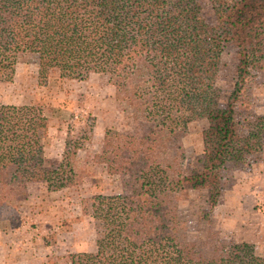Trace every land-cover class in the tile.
<instances>
[{"label": "trees", "instance_id": "1", "mask_svg": "<svg viewBox=\"0 0 264 264\" xmlns=\"http://www.w3.org/2000/svg\"><path fill=\"white\" fill-rule=\"evenodd\" d=\"M209 2L212 27L198 0H0V82L12 81L19 58L34 54L45 77L105 75L116 99L133 109V131L107 129L94 161L110 175L129 177L134 191L84 201L83 211L102 220L104 244L71 264H205L196 244L170 228L176 214L169 202L189 186L209 190L216 203L222 167L243 141L235 128L237 102L264 38V0ZM205 34L211 60L204 56ZM229 48L236 64L232 90L221 104L217 80ZM199 118L209 122L202 133L206 164L186 175L184 138ZM47 131L40 108L0 107V220L13 215L7 196L26 194L30 163ZM78 148L67 141L59 169L48 179L51 189L82 182L74 170ZM225 261L264 264L246 242L228 246Z\"/></svg>", "mask_w": 264, "mask_h": 264}, {"label": "rangeland", "instance_id": "2", "mask_svg": "<svg viewBox=\"0 0 264 264\" xmlns=\"http://www.w3.org/2000/svg\"><path fill=\"white\" fill-rule=\"evenodd\" d=\"M198 1L201 17L214 26L209 0ZM203 51L205 58H213L207 34ZM234 52L229 48L222 55L221 62L227 67L217 80L221 104L232 90ZM2 105L40 108L48 119V131L42 149L33 154L26 194L6 198L14 209L10 218L0 220V264H71L73 258L103 248L102 220L85 213L83 203L98 195L134 191L129 177L110 175L105 164L94 161L107 129L133 131L132 106L116 99L115 88L105 75L92 74L86 80L41 75L34 54L22 55L12 81L0 82ZM236 111L235 128L243 141L222 167L216 203H210L209 190L189 186L169 202V209L176 214L170 228L180 239L196 244L205 264H225L227 247L233 243H250L264 258V38ZM208 126L206 118L188 125L186 175L199 173L206 164L202 133ZM245 138H249V148ZM67 141L79 146L74 170L82 182L53 190L48 179L59 169Z\"/></svg>", "mask_w": 264, "mask_h": 264}]
</instances>
